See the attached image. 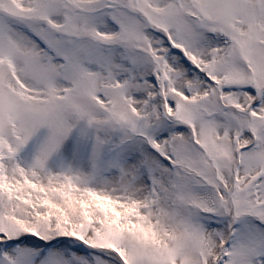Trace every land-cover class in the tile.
<instances>
[{
    "label": "snow or ice",
    "instance_id": "obj_1",
    "mask_svg": "<svg viewBox=\"0 0 264 264\" xmlns=\"http://www.w3.org/2000/svg\"><path fill=\"white\" fill-rule=\"evenodd\" d=\"M0 264H264V0H0Z\"/></svg>",
    "mask_w": 264,
    "mask_h": 264
}]
</instances>
